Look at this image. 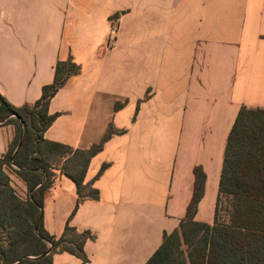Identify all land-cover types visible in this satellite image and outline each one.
<instances>
[{
	"label": "crops",
	"instance_id": "0c3cea01",
	"mask_svg": "<svg viewBox=\"0 0 264 264\" xmlns=\"http://www.w3.org/2000/svg\"><path fill=\"white\" fill-rule=\"evenodd\" d=\"M68 57L79 72L50 99L57 116L43 138L86 149L109 125L115 133L85 172L97 199L76 206L74 182L53 169L43 228L58 237L68 220L92 237L87 261L68 252L52 261L144 264L185 217L195 166L205 181L194 219L213 221L230 127L241 106L264 108V0H0V95L9 103L35 102ZM14 132L0 125V156Z\"/></svg>",
	"mask_w": 264,
	"mask_h": 264
},
{
	"label": "trees",
	"instance_id": "16d2710c",
	"mask_svg": "<svg viewBox=\"0 0 264 264\" xmlns=\"http://www.w3.org/2000/svg\"><path fill=\"white\" fill-rule=\"evenodd\" d=\"M78 72L79 65L71 57L58 60L52 82L42 86L40 97L32 104L14 106L0 95V125L11 123L15 128L0 156V264H54L55 252L87 261L83 245L92 237L88 230L78 231L67 220L62 234L55 237L43 228L41 219L54 168L74 182L79 197L76 206L81 199L98 198V190L84 182L85 172L91 157L115 133L109 125L103 138L86 149L43 138L57 116L48 113L50 99ZM54 157L61 159V165L53 162ZM12 175L24 182L23 197L13 186ZM193 175L194 189L185 217L177 228L163 232L161 244L144 264H264V108L241 106L230 127L212 223L194 219L205 174L195 166ZM224 198L228 206L221 221L219 208Z\"/></svg>",
	"mask_w": 264,
	"mask_h": 264
},
{
	"label": "rangeland",
	"instance_id": "374dc122",
	"mask_svg": "<svg viewBox=\"0 0 264 264\" xmlns=\"http://www.w3.org/2000/svg\"><path fill=\"white\" fill-rule=\"evenodd\" d=\"M114 17V16H113ZM116 17H118V16H116ZM115 17V18H116ZM115 18H111L110 20H111V22H110V25H111V23H113L114 21L116 22V25H117V31L115 32V34H114V39H115V36L117 35V33H118V31H119V28H118V23H117V20L115 19ZM108 39H109V36H108ZM111 39H109V41H110ZM111 41H113V39L111 40ZM54 158H56V157H54ZM53 162H55V164H58V165H61V159H57L56 158V160L55 161H53ZM13 186L15 187V189L17 190V193L19 194V195H21L22 197L25 195V193H23L22 192V189L18 186V185H16L14 182H13ZM86 193H90V192H86ZM217 194H218V192H217ZM226 205L228 206V199L227 198H224V202L221 204L220 203V208H219V220H223V216H224V214H225V207H226ZM221 208L223 209L222 211H221ZM182 248L184 249L185 247H184V245L182 246ZM164 264H171V263H168L167 261L164 263Z\"/></svg>",
	"mask_w": 264,
	"mask_h": 264
},
{
	"label": "built area",
	"instance_id": "2783aa9c",
	"mask_svg": "<svg viewBox=\"0 0 264 264\" xmlns=\"http://www.w3.org/2000/svg\"><path fill=\"white\" fill-rule=\"evenodd\" d=\"M116 31H117V25H116V22L114 21L113 23H111L109 27V39L114 40V34Z\"/></svg>",
	"mask_w": 264,
	"mask_h": 264
},
{
	"label": "water",
	"instance_id": "95a60500",
	"mask_svg": "<svg viewBox=\"0 0 264 264\" xmlns=\"http://www.w3.org/2000/svg\"><path fill=\"white\" fill-rule=\"evenodd\" d=\"M13 116H14V115H13ZM20 143H21V136H20V138H19V141H18V145H17V147H19Z\"/></svg>",
	"mask_w": 264,
	"mask_h": 264
}]
</instances>
